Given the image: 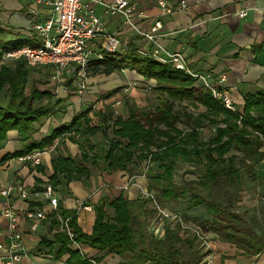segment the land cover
<instances>
[{"label": "trees", "instance_id": "trees-1", "mask_svg": "<svg viewBox=\"0 0 264 264\" xmlns=\"http://www.w3.org/2000/svg\"><path fill=\"white\" fill-rule=\"evenodd\" d=\"M10 36L13 39H8ZM37 46L32 29L16 34L0 22V145L10 131L25 138L22 150L4 156L0 165L34 151L46 152L56 141L67 138L77 145L79 154H58L52 160L48 183L54 190L63 179L69 184L89 179L94 172L125 171L131 175L134 168L146 170L147 189L155 194L158 204L174 213L180 202L186 204L187 211L180 214L184 223L193 224L203 236L234 245L243 255L264 252V204L261 211L239 205L241 194L251 185L264 194V90L244 95L242 111H229L195 79L171 64L141 56L130 44L114 54L105 53L103 59H93L89 76L135 72L145 81H155L151 91L157 95L158 105L140 107L124 98L128 117L116 116L106 101L120 94L121 86L98 97L103 102L100 109L91 105L50 135L35 140L39 126L54 113L65 111L67 101L40 90L42 82L32 80L36 74H51V66L30 67L25 59L3 61L10 52ZM66 86L75 92L72 82ZM46 98V105L35 106ZM186 103L206 110L195 116L177 108ZM206 128L209 137H204ZM183 164L191 166L189 173L196 179L176 181ZM35 169L45 174L43 165ZM150 204L142 197L130 200L124 195L112 201L102 199L95 206L93 231L87 234L78 224L77 211L59 202L51 221L60 232L53 240L42 238L41 245H58L56 257L67 251L79 256V250H69L77 243L126 258L125 264H203L210 250L193 230L174 222L164 223L162 238L149 230L158 221ZM189 212L197 214L192 219ZM65 220L72 238L64 228Z\"/></svg>", "mask_w": 264, "mask_h": 264}, {"label": "crops", "instance_id": "crops-1", "mask_svg": "<svg viewBox=\"0 0 264 264\" xmlns=\"http://www.w3.org/2000/svg\"><path fill=\"white\" fill-rule=\"evenodd\" d=\"M112 1V0H107ZM138 4L146 14V19L139 26L149 30L157 20L163 23V32L166 34L161 43L172 52L183 53L191 70L210 75L216 83L221 77L225 82L221 89L232 98L236 109L244 108V95L264 90V0H186L187 8L178 9L174 14L161 17L159 0H131ZM173 5H178L183 0H163ZM246 13L241 17V13ZM49 9L36 5L31 0H0V22L4 29L15 28L22 35L32 29L34 22L43 21L49 16ZM97 14L101 17L107 31L116 33L121 40H129L136 47L148 46L145 41L136 36L134 32L123 28L120 18H108L103 15L102 9L97 7ZM120 74V75H118ZM127 80L154 85L155 81H145L141 76L129 70L116 72L110 76L99 75L90 78L88 91L84 95L55 86L49 79L48 84L39 86L40 90L48 91L57 99L67 101V109L54 113L44 124L39 126L33 139L41 140L50 135L54 130L69 123L77 112L86 110L91 105L95 109L103 106L98 97L107 92L121 87L130 86L123 82ZM41 77H38L40 80ZM41 81V80H40ZM154 84H150L153 83ZM48 98L37 102L35 106L46 105ZM106 103L116 102L113 106L119 116L128 117L125 105L121 106L118 98H112ZM24 137L17 131H10L8 139L0 145V160L8 155L22 150L25 143ZM58 154L76 157L79 150L67 138L57 141L53 147L42 156L45 174L38 172L35 167L25 166L12 159L0 165V243L4 249L0 256L7 255L10 245L8 220L1 214L3 197L1 191L11 184L22 183L29 193L28 199L14 195L11 198L12 207L17 215V225L22 233L27 255L19 264H83L81 259L88 260L89 264H125L126 258L114 254H105L89 246H83L79 256H72L67 251L56 257L59 246L45 247L41 245L42 238L53 240L59 228L52 225L54 209L50 199L45 195L49 185L48 178L53 174L52 160ZM140 171V169H138ZM132 176L125 172H94L89 179H82L67 184L63 179L62 185L54 190L64 208L77 211L78 224L81 229L91 234L96 220L95 206L102 199L112 201L121 195L130 200L140 198L142 189H147V180ZM129 181L133 182L129 189L122 187ZM41 212L46 219L37 221L30 218V213ZM36 229H33L35 224ZM149 230L158 237L164 236V225L155 223ZM210 254L203 264H264V252L257 256L243 255L234 245L222 243L209 235ZM51 250V251H50ZM71 251L78 248L73 245ZM87 263V264H88Z\"/></svg>", "mask_w": 264, "mask_h": 264}, {"label": "built area", "instance_id": "built-area-1", "mask_svg": "<svg viewBox=\"0 0 264 264\" xmlns=\"http://www.w3.org/2000/svg\"><path fill=\"white\" fill-rule=\"evenodd\" d=\"M39 6L48 8L50 13L43 21L34 22L32 26L33 35L39 43L37 47H24L18 51L10 52L4 58H24L31 67L51 66V83L55 86H66L72 82L75 93L84 95L90 82L89 67L95 58L103 59L104 54H114L122 49L130 47V41L121 40L118 34L106 30L105 24L97 14V7L102 9L103 15L108 18H120L122 26L128 31H132L136 36L142 38L146 45L136 47L137 52L147 58H151L163 64H171L187 76L195 79L206 87L213 95L214 99L229 111H236V107L231 96L221 89V84L225 82V77H221L218 82L211 80L210 75H204L190 69L186 56L181 52H172L167 49L161 39L166 36L163 32V23L157 20L153 27L145 30L139 23L146 19V14L138 4L131 0H31ZM158 6L161 9V17L174 14L178 9H186V0L178 5L170 4L159 0ZM246 13H241L244 17ZM45 152L34 151L26 156L17 158L18 162L25 166L36 167L42 164V156ZM146 177V171L143 178ZM131 183L124 187L129 189ZM17 195L20 198L28 199L29 193L22 183H14L1 191L3 197L1 214L8 220L10 245L6 256H0V264H19L27 255L23 236L17 225V215L12 207L11 198ZM45 195L50 199V204L54 210L57 209L59 199L55 196L54 189L47 186ZM141 197L150 200V207L157 213V223L164 225V222L181 223L186 229H191L197 233L202 241L203 247L208 250L209 236H203L198 232L193 224H186L181 215L171 212L158 204L156 196L148 189H142ZM30 218L37 221L45 220V214L30 213ZM65 230L72 238L68 220L63 221ZM36 223L33 229H36ZM79 251L81 245L74 244ZM5 247L0 243V250ZM91 262L96 264L95 261Z\"/></svg>", "mask_w": 264, "mask_h": 264}, {"label": "rangeland", "instance_id": "rangeland-1", "mask_svg": "<svg viewBox=\"0 0 264 264\" xmlns=\"http://www.w3.org/2000/svg\"><path fill=\"white\" fill-rule=\"evenodd\" d=\"M12 29L16 34H21L17 31V29H15V28H12ZM8 39H13V38L10 36ZM19 59H24V58H19ZM16 60H18V59L4 58L3 63L8 64V63H12ZM36 67H45V66H35L34 68H36ZM42 72H43V70H42ZM34 74H36V73H34ZM42 74H44V76L41 77L40 80L42 83L39 86L48 84L49 79H51V74H46L45 72H43ZM39 75L38 74L33 75L32 80H34L36 82L40 81V80H38V77H40ZM118 75H120V74H118ZM122 80H123V82L130 83V86L123 85L122 86V92L120 94H118L117 96H115L116 98H118L120 100V102H121L120 104L122 107L124 104V98L129 99L131 102L136 103L140 107L151 106L154 108L158 105L157 95L152 93V91H151V88H153L156 83L154 84V82H153L150 84H154V85H147L146 83L137 82L136 80H134V81L127 80L125 77H122ZM115 97H113V98H115ZM109 101H111V100H109ZM111 104H112V106L115 104L117 107L116 102H112ZM113 108H114V110H116V108L114 106H113ZM177 108L178 109H184V110H187V112L194 113L195 116L206 110L203 107H201L199 109H195L193 107L188 106L187 103L183 104V105H178ZM80 112H77L76 115ZM115 114H116V116H119L120 112L117 111V113L115 112ZM181 127H183V126L181 125ZM209 136H210V129L209 128L204 129V137H209ZM78 138H79V136L75 135V139L78 140ZM190 170H192V168L189 164H183L181 170H179L176 174V181L178 183H180L183 179H188V180L196 179V175L189 173ZM145 171L146 170H144V171L135 170L134 173L139 174L138 177L143 178V174L145 173ZM143 179H146V177ZM129 183H131L130 186L133 185L132 184L133 182L129 181L127 184H129ZM127 184H125L122 188L124 189V187L127 186ZM263 204H264V194H262V192L258 188H253L252 185L250 187H247L246 190L241 194V199H240L239 205L242 207L258 209L261 211ZM176 211H177L176 213L179 215L183 214V212L185 213V211H187L186 204L183 201L180 202L177 206ZM189 213H190V217H192V219H193V216H195L197 214V213H194L193 215H191L192 212H189Z\"/></svg>", "mask_w": 264, "mask_h": 264}]
</instances>
